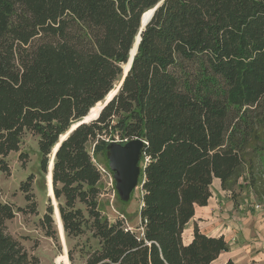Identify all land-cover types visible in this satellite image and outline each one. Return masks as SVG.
<instances>
[{"label":"trees","instance_id":"1","mask_svg":"<svg viewBox=\"0 0 264 264\" xmlns=\"http://www.w3.org/2000/svg\"><path fill=\"white\" fill-rule=\"evenodd\" d=\"M160 1L0 0V171L25 133L37 137L44 176L58 144L51 186L64 237L95 241L70 246L69 264L76 253L82 264H213L228 250L222 235L194 222L183 238L213 179L233 200L243 180L264 202V0H163L123 77L140 18ZM116 138L145 142L139 233L99 209L97 156L109 171ZM34 178L20 183L24 207L0 201V264H41L6 225L38 213ZM52 212L47 204L40 226L57 240Z\"/></svg>","mask_w":264,"mask_h":264},{"label":"rangeland","instance_id":"2","mask_svg":"<svg viewBox=\"0 0 264 264\" xmlns=\"http://www.w3.org/2000/svg\"><path fill=\"white\" fill-rule=\"evenodd\" d=\"M124 67V65H123ZM117 86H115L116 88ZM114 88V89H115ZM102 102L97 103L88 114V119L93 118ZM91 149V145L88 146ZM97 164L105 168L106 164L101 156H97ZM8 171H0V201L11 203L14 208L24 207L26 201L24 194L20 191L19 186L22 181L30 174H34V182L32 184L35 199L37 201V214L16 212L13 219L7 222V231L16 238L27 250L38 257L41 264H65L63 255L67 256V250L75 242L84 243L89 242L92 246L95 241L87 233L74 240L67 241L65 237H61L57 229V240L45 236L43 229L40 226V218L45 212L47 204L51 205L52 199L49 196L47 175L39 172V152L37 147V137L31 133H25L19 145L18 151H12L6 157ZM48 174V173H47ZM243 186L239 190L237 200H242L250 191L243 180H240ZM45 183V184H44ZM102 194L99 197V209L103 216L107 217L109 221H114L117 218L122 219L125 226H128L132 231L139 233L140 220L138 216L141 188L138 185L133 191L130 199L123 202L119 199L116 193L112 173H104L100 182ZM213 190V187H211ZM264 208V202L261 203ZM57 205V203H56ZM54 208L53 205H51ZM54 221V220H53ZM55 224V223H53ZM191 233V223H189L183 234L184 241H187L188 234ZM68 258V256H67ZM75 264H82L83 260L76 253L74 255ZM219 261L213 263L218 264Z\"/></svg>","mask_w":264,"mask_h":264},{"label":"crops","instance_id":"3","mask_svg":"<svg viewBox=\"0 0 264 264\" xmlns=\"http://www.w3.org/2000/svg\"><path fill=\"white\" fill-rule=\"evenodd\" d=\"M210 190L211 197L207 204L195 207L194 217L189 222L191 233L192 224L195 222L202 233L224 237L228 250L222 252L213 263L219 261L218 264H223L227 259H231L236 264H264L262 204L251 191H248L245 194L247 197L242 200H233L228 192L221 189L218 179H213ZM191 233L188 234L187 241Z\"/></svg>","mask_w":264,"mask_h":264},{"label":"water","instance_id":"4","mask_svg":"<svg viewBox=\"0 0 264 264\" xmlns=\"http://www.w3.org/2000/svg\"><path fill=\"white\" fill-rule=\"evenodd\" d=\"M162 1L163 0L158 2L153 8L147 10V11H149V14H148L146 19L143 18V14L145 12L142 14V16L140 18V28H139L137 36L135 37L134 43H133V46L136 44L135 45V52L133 53L132 56H131V50L129 52V58H128L127 63L129 62V60H130V62H129V66H128L127 70L129 69L131 62H132V59H133V56L136 53L137 46H138V43L140 40V31L144 28L145 24L150 19L154 10L162 3ZM127 70L123 72V77L126 74ZM123 77H122L120 83L117 85L116 90L112 94V96L119 89V86L121 85ZM110 98L106 99V97H105V99L103 100V102L101 104V107L99 108V110L97 112V115L92 119H95L98 116L101 108L110 100ZM92 119H90V120H92ZM81 122H87V121H84V118H83ZM75 126H72L71 128H73ZM61 137H60L59 142L62 140ZM64 137L65 136H63V138ZM144 144H145V142L142 139L134 138V139L128 140V141L123 142V143L111 141L106 146L107 166H108L109 171L112 173V179L114 182V187H115L116 193L118 194L119 199L123 202H126L130 199L133 191L138 186V179H139V176L141 173V168H140L139 162H140V157L142 155V150H143ZM57 145L53 148L52 158L54 156L55 149H56ZM52 164H53L52 161L50 163H48L47 169L49 171H51V169H52ZM48 170H47V173H48ZM140 187H141V185H140ZM51 188H52V186H51ZM51 205H53L52 202H51Z\"/></svg>","mask_w":264,"mask_h":264},{"label":"bare ground","instance_id":"5","mask_svg":"<svg viewBox=\"0 0 264 264\" xmlns=\"http://www.w3.org/2000/svg\"><path fill=\"white\" fill-rule=\"evenodd\" d=\"M148 14H149V11H146V12L143 14V18L146 19L147 16H148ZM135 45H136V44H135ZM135 45H134V46L132 47V49H131V56H132L133 53L135 52ZM129 62H130V60H129ZM129 62L126 63V64H124V67H123V68H124V71L127 70L128 66H129ZM115 90H116V88H115V89H112V90L106 95V99H107V98H110V97L112 96V94L115 92ZM100 107H101V104H100ZM96 115H97V114H96ZM96 115H95V116H96ZM95 116H94V117H95ZM94 117H93V118H94ZM91 119H92V118H91ZM88 120H90V119H88V115H87V116L84 117V121H88ZM73 126H75V125H73ZM61 138H63V135H62ZM52 160H53V158H52V156H51V159H50L49 163H50ZM47 181H48V191H49V196L51 197V199H52V203H53V206H54V208H53V212H52V217H53L54 223H55V225H56V227H57V229H58V231H59L61 237L63 238V237H64V232H63V228H62V222H61L60 217H59L58 208H57V205H56V200H55V198H54V196H53V192H52V188H51V171H49V170H48V174H47ZM63 259H64L65 264H69V260H68V258H67V256H66L65 254L63 255Z\"/></svg>","mask_w":264,"mask_h":264},{"label":"built area","instance_id":"6","mask_svg":"<svg viewBox=\"0 0 264 264\" xmlns=\"http://www.w3.org/2000/svg\"><path fill=\"white\" fill-rule=\"evenodd\" d=\"M112 141L123 143V142H126L127 140L126 139L119 140V139L116 138L115 140H112ZM96 165H97L98 169L101 171L102 174H104V173L108 174V171H106L105 168H103L101 165H99L97 163H96ZM124 226H125V224H124ZM125 227L127 229H130L128 226H125Z\"/></svg>","mask_w":264,"mask_h":264}]
</instances>
